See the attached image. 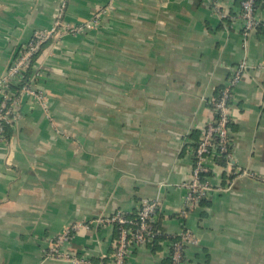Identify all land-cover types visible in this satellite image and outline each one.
<instances>
[{
    "label": "crops",
    "instance_id": "obj_1",
    "mask_svg": "<svg viewBox=\"0 0 264 264\" xmlns=\"http://www.w3.org/2000/svg\"><path fill=\"white\" fill-rule=\"evenodd\" d=\"M61 0H0V80ZM241 0H118L98 29L53 39L38 58L48 111L24 97L10 143L0 141V264L45 261L49 240L76 223L68 250L94 260L113 250L118 211L156 202L163 228L198 243L189 264H264V31L242 32ZM109 0H68L66 19L89 20ZM258 18L264 24V0ZM233 89L234 142L215 161L214 188L187 217L193 143L214 118L216 91ZM158 219V218H157ZM167 249H136L126 264H164Z\"/></svg>",
    "mask_w": 264,
    "mask_h": 264
},
{
    "label": "built area",
    "instance_id": "obj_2",
    "mask_svg": "<svg viewBox=\"0 0 264 264\" xmlns=\"http://www.w3.org/2000/svg\"><path fill=\"white\" fill-rule=\"evenodd\" d=\"M117 1L109 0L108 5L103 9L97 10L89 20L81 24H74L66 19L68 0H61L53 26L48 29H38L33 33L30 41L23 46L22 51L14 58V61L9 65L0 80V141H4L5 126L15 124L22 118L21 106L24 97L27 96L37 104L39 103L45 112L49 109L48 96L38 85V79L41 75L38 70H34V74L29 83L24 85L20 92L16 93L10 90L12 84H19L22 75L32 65L34 56L41 50V46L50 40L59 39L66 35H83L89 31L98 29L103 15L111 9H114ZM255 1L245 0L242 3L240 18L242 20V32L244 36H248L250 33L256 31L257 27L262 23L255 11ZM247 68V63L240 64L227 82L220 99L213 100L214 118L206 126L197 147L192 150L194 158L192 175L190 180L184 184L187 191L185 205L181 212L184 217H187L192 210L199 207L201 200L207 199L212 191L227 189L223 187L214 188L210 180L205 182L201 181V174H216L217 165H215L214 161L216 154H219V156L228 154V159H231L232 153L229 151L231 148L229 135L231 133L228 124L231 120L233 89L242 80ZM216 138L217 143L215 144L214 139ZM237 176L248 177L264 183V177L258 176L248 170L239 171ZM156 209V202H145L142 204L138 209L139 219L138 223H136V228L121 229L118 239L114 241L112 253L105 257L108 261L99 264H126L128 258L136 248L146 246L147 242L153 237V232L148 222L152 220V215ZM97 222L112 226L114 224L122 226L134 224L133 221L124 216L122 211H118L105 218H100ZM82 226V223L73 224L55 238L50 239L44 260L47 262L51 259H57L66 264H98L86 253L77 255L68 250V244L72 238V231ZM176 235L180 236L181 239L171 246V251L167 249V256H170L175 264H184L181 263L184 246L196 245L198 240L190 230L181 229Z\"/></svg>",
    "mask_w": 264,
    "mask_h": 264
},
{
    "label": "trees",
    "instance_id": "obj_3",
    "mask_svg": "<svg viewBox=\"0 0 264 264\" xmlns=\"http://www.w3.org/2000/svg\"><path fill=\"white\" fill-rule=\"evenodd\" d=\"M243 1L245 0H241L240 2V6H241V9H242V3ZM261 2L262 0H256L255 1V11H256V14H257V11L259 10L260 8V5H261ZM242 11V10H241ZM241 14V13H240ZM256 30H261V31H264V24H260ZM53 40H50L48 41L47 43L43 44L41 46V50L34 56V60L32 62V65L28 68V71L22 75L21 79H20V82L19 84L17 85H11L10 86V90L13 91V92H20L22 87L26 84L29 83L31 77L33 76L34 74V70H35V63L36 61L38 60V58L40 57L41 53L43 52L44 48L46 46H48L50 43H52ZM23 48V47H22ZM22 48L17 52L15 58L19 55V53L22 51ZM225 87H220L217 89L216 91V96H215V99H220L221 95H222V92L224 90ZM15 124H11V125H6L5 126V134H4V142L5 143H10L11 142V139H12V132H13V127H14ZM228 128L230 129V135H229V142L231 143V148H230V153H232V148H233V142H234V126H233V123H232V119L230 120V123L228 124ZM200 135L198 134L196 137H195V143H193V147L196 148L199 141H200ZM214 142L215 144L217 143V138L214 139ZM228 151V153H229ZM214 161H216L219 165H226L227 162L229 161L228 159V154H223L222 156H219V154H216L214 156ZM214 177V174L213 173H203L201 174V181H211L212 178ZM234 175L233 176H230L228 177L229 180L231 181H228L229 183H231L233 180H234ZM229 183H227V186L224 185L222 186L223 188H228V185ZM209 205V203L207 202L206 199H203L201 200L200 202V205ZM138 212L139 210H136L135 212L133 213H124V216L127 218V219H130L131 221L134 222V224H128V225H125V226H122V225H119V224H114V227H115V240L118 239L119 237V233H120V230L123 229V228H127V229H131V228H136V223H138V219H139V215H138ZM158 218V219H157ZM164 221V215L160 213V211L158 210V208L155 210L154 214L152 215V220H149L148 222V225L149 227L151 228V231L153 232V237L152 239H150L146 246L147 248L151 249L152 252H157V251H160V250H164V249H168L169 251H171V246L176 243V242H179L180 241V236H177L176 234H168L165 229L163 228L162 226V223ZM182 230H187L185 227L182 228ZM73 233L74 231H72V236H73ZM190 246H184V250H183V253H182V260H181V263H184V264H189L190 261L188 260V256H187V251L189 249ZM141 248V247H139ZM139 248H136V249H139ZM135 249V250H136ZM134 250V251H135ZM113 251V250H112ZM111 251V253H112ZM108 259L105 258V259H100V260H94V262L96 263H105L107 262ZM164 264H175L174 261L172 260V258H170V256H167V259L165 260V263Z\"/></svg>",
    "mask_w": 264,
    "mask_h": 264
}]
</instances>
